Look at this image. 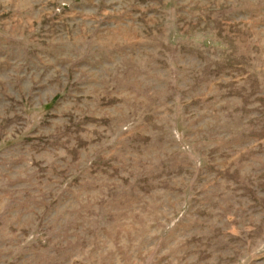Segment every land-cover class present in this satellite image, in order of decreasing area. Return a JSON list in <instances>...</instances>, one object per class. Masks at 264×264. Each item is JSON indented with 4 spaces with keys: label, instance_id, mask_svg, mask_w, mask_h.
Here are the masks:
<instances>
[{
    "label": "rangeland",
    "instance_id": "obj_1",
    "mask_svg": "<svg viewBox=\"0 0 264 264\" xmlns=\"http://www.w3.org/2000/svg\"><path fill=\"white\" fill-rule=\"evenodd\" d=\"M0 264H264V0H0Z\"/></svg>",
    "mask_w": 264,
    "mask_h": 264
}]
</instances>
